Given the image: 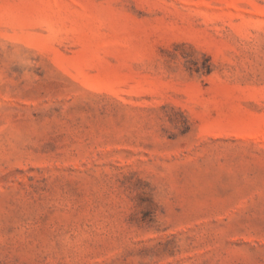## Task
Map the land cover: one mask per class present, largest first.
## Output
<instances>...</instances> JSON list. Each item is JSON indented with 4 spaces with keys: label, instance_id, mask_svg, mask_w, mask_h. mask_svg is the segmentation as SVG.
<instances>
[{
    "label": "rangeland",
    "instance_id": "1",
    "mask_svg": "<svg viewBox=\"0 0 264 264\" xmlns=\"http://www.w3.org/2000/svg\"><path fill=\"white\" fill-rule=\"evenodd\" d=\"M0 264H264V0H0Z\"/></svg>",
    "mask_w": 264,
    "mask_h": 264
}]
</instances>
